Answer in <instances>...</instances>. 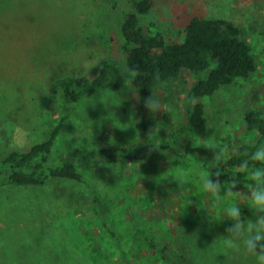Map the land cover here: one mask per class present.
<instances>
[{"label":"rangeland","instance_id":"374dc122","mask_svg":"<svg viewBox=\"0 0 264 264\" xmlns=\"http://www.w3.org/2000/svg\"><path fill=\"white\" fill-rule=\"evenodd\" d=\"M133 9V0H0L2 154L42 140L63 116L67 118L57 152L138 141L134 87L121 30L125 14ZM196 15L234 21L258 60L257 71L248 79L198 99L208 115V128L198 141L217 143L225 157L233 142L255 137L242 125L244 112L254 107L264 112V0H156L146 20L156 22L170 41H179L184 26ZM106 58L115 60L113 77L120 80L118 88L102 87L79 105L55 95L52 83L59 75L92 78ZM155 99L163 106L162 92ZM173 108L177 128L186 119L184 101ZM207 150L213 155L219 151ZM211 164L203 153L191 155L187 165L158 157L116 167L85 165V169L96 178L116 229L138 264H258L253 254L245 252L242 241L239 251L224 247L223 241L232 235L227 228L235 223L226 209L238 204L245 226L264 212L254 213L248 206L246 186L236 185L233 191L239 194L224 197L227 185L220 177L224 198L217 202L205 192L198 172H212L210 179L216 182ZM181 170L187 173V183L179 189L171 176ZM69 187L41 188L42 200L33 204V213L28 203L35 193L24 188L3 190L0 264H80L81 259L77 262L70 254L73 245L87 251L89 264H125L118 250L105 248L108 256L102 260L94 252L92 239L106 241V236L91 220L90 203L84 197L87 188ZM83 264L88 262L83 259Z\"/></svg>","mask_w":264,"mask_h":264},{"label":"trees","instance_id":"16d2710c","mask_svg":"<svg viewBox=\"0 0 264 264\" xmlns=\"http://www.w3.org/2000/svg\"><path fill=\"white\" fill-rule=\"evenodd\" d=\"M133 5L134 9L125 14L121 30L126 64L131 73H136L132 75L131 81L138 141L98 148L78 146L70 151L57 152V139L67 118L63 116L50 127L42 140L26 149L15 148L2 154L0 145V199L5 197L2 193L5 189H28L29 193L36 194L28 203V207L34 208L33 204L36 202L35 205H38L42 200L39 190L43 187L55 185L67 188L69 184L85 186L88 192L84 197L90 203L91 220L94 225L100 226L101 234L107 239H92V249L101 260L108 256L105 248L110 252L118 250L125 264H138V261L132 259L131 248L116 229L104 193L85 165L110 164L116 167L158 157H167L187 165L191 155L200 157L203 153L212 160L214 155L210 151L203 146L195 147L198 135L208 128L206 106L198 99L211 97L240 79H248L258 69V60L249 39L234 21L196 15L184 26L182 38L170 41L156 22L146 20L156 0H133ZM114 68L115 60L106 58L92 78L61 74L52 83L53 91L55 95L60 94L65 100L79 105L102 87L120 86V80H114ZM160 92L164 96L162 109L151 113L144 101L151 95L156 98ZM182 101L186 119L176 128L173 107ZM242 125L255 137L236 140L228 154L218 163L219 169L212 167L215 161L210 167L214 172L222 171L220 180L226 183L236 179L239 181L238 186H254L255 182L248 173H239L236 169L244 159H249L257 148L264 145L263 110L257 107L247 109ZM149 129H156L155 134L149 136ZM245 151L248 156L243 155ZM249 164L250 168H264V164L250 159ZM31 212H36L35 208ZM154 227L158 233H162L161 227L156 224ZM73 246L70 254L77 258V262L81 259L80 264H83L84 259L89 264L87 251L78 245Z\"/></svg>","mask_w":264,"mask_h":264},{"label":"clouds","instance_id":"9594fccd","mask_svg":"<svg viewBox=\"0 0 264 264\" xmlns=\"http://www.w3.org/2000/svg\"><path fill=\"white\" fill-rule=\"evenodd\" d=\"M133 76L136 75L135 71L131 73ZM125 85L128 81L125 78ZM145 107L151 112L155 113L162 109L160 102L156 100L152 95L145 99ZM156 129H149V136L154 135ZM203 146L210 150L219 149L214 154L212 161L216 163L212 164V167L219 169L217 167L218 163L224 156V149L221 148L217 143L210 141H197L195 147ZM244 156H248V152L243 153ZM252 162H260L264 164V145L260 146L253 152L249 158ZM249 159H244L240 163L239 167L236 169L239 173H248L251 180L255 182L254 186L247 185V203L248 206L253 210L254 213L264 212V168L251 167L249 164ZM213 173L207 171L199 170L198 175L202 183L203 190L207 193H211L212 196L219 202L224 197H235L239 192H234L233 189L236 188L237 181L236 179H231L227 185V189L224 192V197L220 196V189L222 187L219 177L222 175V171H216L215 175L217 176L216 182H213L210 177ZM173 180L178 181V188L182 189L183 186L187 183V173L181 170L177 175L171 176ZM226 214L229 218L233 219L235 223L227 228V232L231 233V238L225 239L223 241L224 247L227 249H232L239 251L240 243L242 241L243 247L246 253L253 254L256 257L258 264H264V216H258L257 220L253 222L249 220L245 226L244 221L241 219V209L238 204L233 203L229 208L226 209ZM259 247V250H258Z\"/></svg>","mask_w":264,"mask_h":264}]
</instances>
